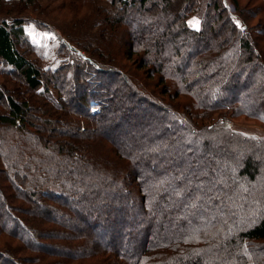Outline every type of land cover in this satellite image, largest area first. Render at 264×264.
Returning a JSON list of instances; mask_svg holds the SVG:
<instances>
[{
  "label": "trees",
  "instance_id": "1",
  "mask_svg": "<svg viewBox=\"0 0 264 264\" xmlns=\"http://www.w3.org/2000/svg\"><path fill=\"white\" fill-rule=\"evenodd\" d=\"M96 2L43 68L0 0V264H264V0Z\"/></svg>",
  "mask_w": 264,
  "mask_h": 264
},
{
  "label": "rangeland",
  "instance_id": "2",
  "mask_svg": "<svg viewBox=\"0 0 264 264\" xmlns=\"http://www.w3.org/2000/svg\"><path fill=\"white\" fill-rule=\"evenodd\" d=\"M81 1L82 0H39L40 4L38 8H32L34 11L31 10L29 13L24 14V16L28 18L26 20L28 22H26L24 25L28 33V38L31 42L35 43L36 48L34 53L30 54V58L36 59V61L43 68H47L48 66L55 64L57 65L58 59H60L55 53V47H57L59 43L51 31L54 30V27H59L61 30L67 33L69 37L76 40L82 39V35L86 33L94 34L97 32L99 26H97L95 22L96 18L92 20L94 14L98 15L95 13L96 6H98L96 0L92 1V5L88 0L80 3ZM261 3L262 0H238V4L243 8V12L247 13L249 16H252L249 20L252 26L259 25L257 23L259 22L257 16L261 17L262 13L257 12L256 8ZM46 4L47 6L49 5L51 12L43 9V6ZM230 6L232 7L231 12L233 13L234 18L240 25L241 20L237 17L238 14L235 12V8H233L232 5ZM3 9L6 10L5 7H3ZM2 11L3 10L0 9V15H3ZM13 13L14 12L11 14ZM81 18H84V21H81ZM193 18L199 21V18L196 15H191L188 19V24L191 27L193 26L189 23V21H192ZM73 21H76V23L72 26ZM39 22H42V24ZM198 27L199 24L197 27L193 28ZM251 30V33L254 36L257 33L256 29L253 28ZM258 40L259 43L264 44L263 38ZM82 55H84V53H82ZM121 61L131 65V61L123 59ZM15 76L16 77H11L8 75L2 76L0 74V81H5V85H3L4 89L19 99L20 97L27 95V91L24 90L25 88L23 87V79L17 74H15ZM0 111H3V106L1 105ZM228 125L231 129L240 131L247 135L264 136V126L255 120H249L242 117L237 120H231ZM71 231L75 233L74 230Z\"/></svg>",
  "mask_w": 264,
  "mask_h": 264
},
{
  "label": "snow or ice",
  "instance_id": "3",
  "mask_svg": "<svg viewBox=\"0 0 264 264\" xmlns=\"http://www.w3.org/2000/svg\"><path fill=\"white\" fill-rule=\"evenodd\" d=\"M189 23H190L193 27H197L198 24H199V21L196 20L195 18H193V20H192V21H189Z\"/></svg>",
  "mask_w": 264,
  "mask_h": 264
}]
</instances>
